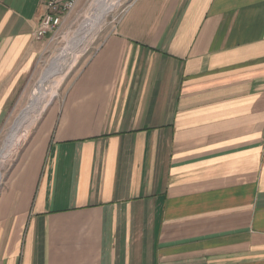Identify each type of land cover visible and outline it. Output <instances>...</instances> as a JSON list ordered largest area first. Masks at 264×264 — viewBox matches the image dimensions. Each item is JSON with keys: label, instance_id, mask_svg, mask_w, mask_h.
<instances>
[{"label": "crops", "instance_id": "obj_1", "mask_svg": "<svg viewBox=\"0 0 264 264\" xmlns=\"http://www.w3.org/2000/svg\"><path fill=\"white\" fill-rule=\"evenodd\" d=\"M46 3L0 0V125ZM82 56L11 151L0 264H264V0H131Z\"/></svg>", "mask_w": 264, "mask_h": 264}, {"label": "rangeland", "instance_id": "obj_2", "mask_svg": "<svg viewBox=\"0 0 264 264\" xmlns=\"http://www.w3.org/2000/svg\"><path fill=\"white\" fill-rule=\"evenodd\" d=\"M131 0L114 1L111 4L115 7L105 15L98 23L96 18L99 12L106 6L110 8L109 0H79L76 8L61 16V26L54 33L46 35L44 39L45 47L40 55V58L35 66L33 73L30 75L26 83L22 84L21 88L16 91L15 97L12 98L11 104L7 107V115L0 125V153L3 150L4 144L8 139L13 128L12 136L8 142L9 151L4 152L0 166V189L1 185L8 176L11 160V151L20 149L23 142L31 134L37 122L44 114L42 113L43 104L46 95H48L53 87H56L57 99L64 91L72 73L78 67L79 61L83 58L85 51L96 45L100 39V35L109 32L122 17L127 5ZM97 26V27H96ZM96 27V28H95ZM95 28V29H94ZM94 29V30H93ZM91 30H93L91 32ZM91 32V33H90ZM90 33V34H88ZM86 47V48H85ZM70 63L67 69L61 74L55 75L45 84L40 100L31 107L38 99V94L42 82L48 78L56 67L60 66L66 59ZM72 59V60H71ZM59 83V84H58ZM53 102V101H52ZM41 114L24 134V137L14 139L17 133L23 127L30 125L32 120ZM22 115V116H21ZM15 127V129H14ZM7 151V153H6Z\"/></svg>", "mask_w": 264, "mask_h": 264}, {"label": "built area", "instance_id": "obj_3", "mask_svg": "<svg viewBox=\"0 0 264 264\" xmlns=\"http://www.w3.org/2000/svg\"><path fill=\"white\" fill-rule=\"evenodd\" d=\"M79 0H47V13L36 33L37 39H43L48 33H54L61 26V16L72 12Z\"/></svg>", "mask_w": 264, "mask_h": 264}, {"label": "bare ground", "instance_id": "obj_4", "mask_svg": "<svg viewBox=\"0 0 264 264\" xmlns=\"http://www.w3.org/2000/svg\"><path fill=\"white\" fill-rule=\"evenodd\" d=\"M107 1V0H106ZM110 2H109V4H111L112 2H114V1H121V0H109ZM112 5L113 4H111V6H109L110 8H107L108 6H106L103 10H101L100 12H99V15H98V17L96 18V20H97V22L96 23H98V21H99V19L102 17V15L103 14H105L106 15V13H108L109 11H111L114 7H115V5L112 7ZM105 15L101 18V21L104 19V17H105ZM101 21L99 22V23H101ZM99 23L97 24V26L99 25ZM96 26V27H97ZM95 27V28H96ZM94 28V29H95ZM93 29V30H94ZM93 30H91V32L93 31ZM90 32V33H91ZM90 33H88V34H90ZM72 60V59H71ZM69 61V59L67 58L60 66H58V67H56L55 68V70L53 71V73L48 77V78H46L43 82H42V85H41V87H40V91H39V96H38V99L36 100V102L31 106V107H33V106H35V104L40 100V98H41V96H42V93H43V89H44V87H45V84L49 81V79H51L52 77H54L55 75H58V74H62L66 69H67V66H69V64L71 63H68L67 64V62ZM22 116V115H21ZM14 129H15V127H14ZM14 131H13V128H12V130H11V132H10V135H9V137H8V139L6 140V142H5V144H4V147H3V150L1 151V153H0V166H1V161H2V159H3V156H4V152H5V150L7 149V147H8V142H9V140H10V138H11V136H12V133H13Z\"/></svg>", "mask_w": 264, "mask_h": 264}]
</instances>
